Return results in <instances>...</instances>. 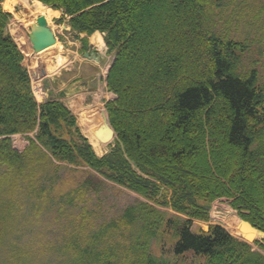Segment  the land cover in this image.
I'll return each mask as SVG.
<instances>
[{
    "label": "trees",
    "instance_id": "16d2710c",
    "mask_svg": "<svg viewBox=\"0 0 264 264\" xmlns=\"http://www.w3.org/2000/svg\"><path fill=\"white\" fill-rule=\"evenodd\" d=\"M38 1L63 11L59 23L70 17L67 24L81 42V53L89 48L88 35L104 33L106 54L112 55L105 81L115 97L105 104L107 114L104 108L101 113L105 124L108 115L117 137L111 150L98 156L62 101L36 100L24 56L8 30L12 14L0 0V240L10 233L12 200L39 215L50 209L49 190L60 170L87 166L156 206L184 215L166 222L177 239L175 255L191 251L204 258L201 264H264V241L255 249L233 236L244 237L231 209L224 219L233 235L216 224L192 231L193 220L208 221L211 204L225 198L241 219L264 233V83L256 69L241 63L249 42L218 29L217 20L221 7L233 2V20L246 23L253 12L248 1ZM262 11L252 17L262 21ZM258 37L264 39L263 29ZM13 134H27L23 151L12 147ZM94 182L102 181L87 177L60 196L70 201L86 186L97 188ZM157 211L142 202L107 226L119 229L141 220L146 225L121 254L114 241L109 248L89 250L102 228L86 235L84 246L78 235L67 239L60 250L69 256L60 263L157 264L144 237L160 228V218L149 217Z\"/></svg>",
    "mask_w": 264,
    "mask_h": 264
},
{
    "label": "rangeland",
    "instance_id": "374dc122",
    "mask_svg": "<svg viewBox=\"0 0 264 264\" xmlns=\"http://www.w3.org/2000/svg\"><path fill=\"white\" fill-rule=\"evenodd\" d=\"M16 1L17 2L8 3L6 0H3L2 8L5 7L3 9L9 10L12 14V18L8 24V30L17 42L20 50L23 51L24 57L26 55L23 47L29 49L28 52H32V45L29 41V24L32 23V21H36H34V19L39 13H43L47 18L49 27L56 35L57 41L60 44V53L64 62L65 60L71 61L66 64L64 63L55 73L45 74L41 71L36 75L29 70L32 89L37 101L42 103L49 99L59 98L61 95L53 90L56 89L57 85L51 88L47 79L54 77L53 81H55V77L61 69L70 68L68 73L72 75H86L85 77H77L78 79H83L82 84L73 81L74 83L72 82L67 88L70 90L72 87L79 85L81 89H90L88 97L85 96L84 93L82 94V100H70L71 112L74 114L77 109L79 111V109L81 110L87 105L95 104L96 106L97 103H101L100 107L105 110L106 102L112 100L114 97L112 93L107 91L105 81L107 68L111 63L112 55H107L105 52L99 66L89 67V64L83 62V59L86 58L76 53L77 48L80 47V42L77 40L78 38H76V32L72 31L67 24V19L70 18L69 16H65L64 21L59 23L58 18L62 16V10L51 12L49 8H41L42 11H39L33 8L37 0H29V4H27L25 0ZM239 1L240 0H237L236 4H238ZM247 1L250 11H253L249 13V17L253 23L252 26L248 16V21L246 23L243 18L239 21L233 20L232 12L235 3L231 2L230 4L226 3V5H223L219 10L220 16L217 17V20L219 19L221 21L220 24H218V29H224L225 32H229L235 39L249 42V51L242 56L241 63H243L244 69H256L258 71L259 82L264 83V39H259L258 37L259 31L262 29L264 34V18L261 21L262 17H252L255 13L254 11L261 7L264 17V0ZM24 20L28 21L27 25H20ZM93 34L88 35L87 39H101L98 35ZM18 40H22L20 42L22 45ZM40 52H38L40 56L47 54L45 51L42 53ZM55 53L56 52L48 53V55H53L54 58H57V55H54ZM24 63L26 65L25 60ZM28 63L30 66L34 64L32 59H30ZM78 70H84L85 72L79 74ZM88 73H93L96 75V78L93 81H89V79H86ZM47 75H49V77H47ZM48 87H50V91H48ZM90 111L91 109L88 110L86 114ZM76 123L81 133L85 135L88 142L91 143L96 155H104L109 152L111 147L115 144L116 138L114 143L108 142L104 144L94 135L93 129L101 125V120H97V122L92 121L91 123L88 122L91 125L88 127L84 125L81 126L78 122V117H76ZM28 136L34 137L33 133H28ZM10 137L12 147L19 152L23 151L29 143L27 134H13ZM59 174L60 178L49 190V194L53 197V202L48 205L50 209L46 208L42 210L39 215H35V208L22 206L20 202L14 200L9 204L10 210L8 211L7 222L10 225L8 230L10 233L0 240V264H10L11 257L17 264H62L60 262H64L65 258L69 256V254H66L64 251L61 252L60 250L62 244L66 241H70L67 239H71L75 235H78L77 238L81 244L80 246H84L85 244L82 242V239L85 238L86 235H90L91 232H97L102 228L104 230L99 235L98 243H96L95 246H90L89 250L101 249L100 247L109 248L111 247L109 242L114 241L116 242L113 244L116 246L115 252L121 254L123 249L133 245V238L140 236L146 231L144 230L147 229L145 227L146 225H143V221L141 220L133 222L129 227L122 226L119 229L107 226H109L111 222L117 223L127 207H138L142 202H147L155 207V209L157 208L158 211L153 212L149 217L153 220L158 217L161 221V226L157 231L151 228V233H154L153 236L149 231V234L147 233V235L144 236L145 240H147L148 252L156 258L157 264H201L204 261L203 257L191 251L183 255H175L173 251L177 239L166 222L176 215H180L181 217H184V215L177 214L170 207L156 206L153 202L145 200L135 192L104 179L87 166L78 167L77 171H71L64 167L60 170ZM90 176H92V179L95 181L96 179L102 181L101 183L94 182L97 188L86 186L84 189L72 193L71 197L73 199L70 201H66L61 197L65 191H70L78 187L82 180ZM60 193H62L61 196ZM229 209L240 219L236 210L230 206L229 200L225 198L215 200L209 209V220H193L192 231H207L211 224H216L224 227L233 235L228 230L224 219ZM233 236L240 239L237 237L238 235ZM263 241V237H261L251 245L255 249H260L255 243H263ZM140 244L143 243H139L137 247H140ZM22 251L25 252L24 257L19 256ZM77 261L81 260L77 259Z\"/></svg>",
    "mask_w": 264,
    "mask_h": 264
},
{
    "label": "crops",
    "instance_id": "0c3cea01",
    "mask_svg": "<svg viewBox=\"0 0 264 264\" xmlns=\"http://www.w3.org/2000/svg\"><path fill=\"white\" fill-rule=\"evenodd\" d=\"M6 1L8 3L11 2V0H6ZM95 33L101 35V39H88V42L90 45V49L88 51L94 52V54L99 57V60L95 59L94 58L95 56H93V57L91 56V57H88L86 59H83V62L86 64H89L88 65L89 67L99 66V64L103 58V55L105 54V51H106V47H105V43H104V39H103V34L99 33V32H95ZM95 33L93 35H95ZM58 49H59V47H58ZM52 51H54V49ZM76 51H77L76 53L79 55L78 48ZM55 60L57 62L59 60H63V58H62V56H60V57L56 58ZM68 62H71V61L68 60L65 62V64ZM68 70L70 71V68L61 69L60 72L58 73V75H56L55 81H53L54 77H52L51 79H47V82L50 84L51 88H52V86L57 85L56 89H53V90L58 92L57 94H60L61 96H59V98H56V99L61 100L68 107H70L71 106L70 100H77V99L82 100V94H84V93H85V96L88 97L90 89H81L79 85L78 86L76 85V86L72 87V89L69 90L67 87L70 86L73 81H75L79 84H82L83 79H78L77 77H79V78L85 77L86 74H84V75H78V74L72 75L71 73H68ZM38 71H39V69H37V71H34V73L37 75L39 72H41V71H39V72ZM78 71H79V74H81L82 72H85L84 70H81V71L78 70ZM42 72L45 73L43 70H42ZM47 77H49V75H47ZM86 77H87L86 79H89V81L90 80L93 81L96 78V75H94L93 73H88ZM48 88H49L48 91H50V87H48ZM96 116H97V114H92V113L88 114L87 113L86 118L91 123L92 121L97 119Z\"/></svg>",
    "mask_w": 264,
    "mask_h": 264
},
{
    "label": "water",
    "instance_id": "95a60500",
    "mask_svg": "<svg viewBox=\"0 0 264 264\" xmlns=\"http://www.w3.org/2000/svg\"><path fill=\"white\" fill-rule=\"evenodd\" d=\"M29 27H30L29 40L32 44V50L34 52L45 50L46 48L56 43V37L54 35V32L49 27L48 21L45 16L43 15L38 16L35 22L29 24ZM85 55H87V53ZM97 120L98 119H95V122H97ZM93 130H94L93 133L96 136V138L101 143L104 144L110 142V140L113 139L114 137H117V134L114 131V129L111 127L109 120H108V124L100 125ZM237 227H238L237 228L238 233L240 234L242 233L244 235V237H239L238 234L237 237L246 241L249 244L254 243V241L258 240L261 237H263L264 240V233L258 230L256 227H254L252 224H250L248 221L244 219H240ZM256 233H259L261 236L259 238H256Z\"/></svg>",
    "mask_w": 264,
    "mask_h": 264
},
{
    "label": "bare ground",
    "instance_id": "6f19581e",
    "mask_svg": "<svg viewBox=\"0 0 264 264\" xmlns=\"http://www.w3.org/2000/svg\"><path fill=\"white\" fill-rule=\"evenodd\" d=\"M26 1V3L27 4H29V0H25ZM12 2H17L16 0H11V2L10 3H12ZM25 4V3H24ZM40 7V8H39ZM3 8H5V7H3ZM33 8H35V10H39V11H42L41 10V8H49L50 10H51V12H54V11H56L55 9H52V8H50V7H48V6H46V5H44L42 2H40V1H38L37 0V2L35 3V7H33ZM4 10H6V9H4ZM6 11H9V10H6ZM57 11H60V10H57ZM37 13H39V12H37ZM40 15H43V16H45V14H43V13H39L36 17H35V19H34V21L36 20V18L38 17V16H40ZM46 17V16H45ZM47 19V18H46ZM27 22L28 21H26V20H24V22H22V24H20V25H27ZM33 22V21H32ZM100 38H101V35H99V34H97ZM22 40H18V42L20 43ZM21 44V43H20ZM22 45V44H21ZM58 47H59V49H58ZM24 48V51H25V57H26V59H25V61H26V65L28 66V68L30 69V71L31 72H34V70L33 69H35V68H37V69H39V71H44L45 72V74L46 73H55V72H57V70H59L63 65H64V63L66 62V60H65V62H64V60H59V61H57L56 62V58H54L53 57V55H48V53L50 54V53H54V52H56L54 55H57V58L58 57H60V56H62L61 55V53H60V44H59V42L58 41H56V43L54 44V45H52V46H50V47H48V48H46L45 50H43V51H45L47 54H44V55H42V56H40V54L39 53H34L33 51L31 52V51H29L28 52V50L29 49H27L26 47H23ZM54 49V51H52ZM43 51H41L40 53H42ZM23 52V51H22ZM60 53V54H59ZM46 55H48V56H46ZM30 59H32L33 60V62H34V64L33 65H29V63H28V61L30 60ZM37 69H36V71H37ZM38 71V72H39ZM97 106V107H96ZM96 106H95V104L94 105H87L86 107H83L81 110L79 109V111H78V109L74 112L75 114H76V116L78 117V122H79V124L81 125V126H91L88 122V119L86 118V116L85 115H87L85 112L86 111H88V110H90L91 109V111L90 112H88L89 114L90 113H93V114H98V117L96 116V118L100 121L101 120V125H103V124H105V119L103 118V116H102V113H101V103H97L96 104ZM96 107V108H95ZM83 113V114H82ZM106 131V130H105ZM110 143H114V139H111L110 140ZM91 144V143H90Z\"/></svg>",
    "mask_w": 264,
    "mask_h": 264
}]
</instances>
